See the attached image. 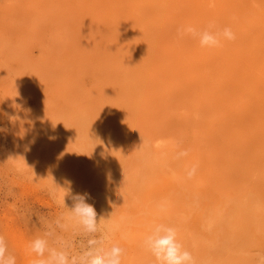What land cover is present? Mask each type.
<instances>
[{
	"label": "rangeland",
	"instance_id": "1",
	"mask_svg": "<svg viewBox=\"0 0 264 264\" xmlns=\"http://www.w3.org/2000/svg\"><path fill=\"white\" fill-rule=\"evenodd\" d=\"M210 22L235 39L178 33ZM68 182L122 264H156L142 247L156 224L195 264H256L264 0H0V235L16 264L67 211L49 193ZM57 232L86 248L82 231Z\"/></svg>",
	"mask_w": 264,
	"mask_h": 264
},
{
	"label": "clouds",
	"instance_id": "2",
	"mask_svg": "<svg viewBox=\"0 0 264 264\" xmlns=\"http://www.w3.org/2000/svg\"><path fill=\"white\" fill-rule=\"evenodd\" d=\"M178 33L190 34L199 40L201 47H219L222 39L234 40L235 34L231 28L217 29L214 22H210L207 28L198 30L188 26L179 29ZM193 166L188 173L189 178L195 175ZM59 187V186H58ZM63 194L58 195L56 190L50 191V195L56 200L59 207L67 211L61 213L53 222L48 224L42 235L35 236L28 243V250L35 254L31 264H122L125 250L118 244L106 247V242L111 240V230L103 228L101 218L97 219V211L93 204L89 203L90 194L74 193L71 182L65 187ZM66 197L72 201L71 207L66 204ZM60 233L82 231L89 236L86 248L80 253L72 251V245ZM142 247L151 253L156 264H195L194 257L177 238L175 227L166 224H156L150 233L142 241ZM0 264H16V257L8 252L4 236L0 235ZM256 264H264V254H257Z\"/></svg>",
	"mask_w": 264,
	"mask_h": 264
},
{
	"label": "bare ground",
	"instance_id": "3",
	"mask_svg": "<svg viewBox=\"0 0 264 264\" xmlns=\"http://www.w3.org/2000/svg\"><path fill=\"white\" fill-rule=\"evenodd\" d=\"M262 6V5H261ZM225 19V18H224ZM233 25H234V23H233ZM237 65V64H236ZM238 67H239V65H238ZM235 81V80H234ZM255 90V89H254ZM233 95V94H232ZM233 99V98H232ZM231 101V100H230ZM247 109H248V107H247ZM239 117V116H238ZM241 117H243V115L241 116ZM234 119V118H233ZM232 119V120H233ZM224 132V131H223ZM228 133V132H227ZM223 134V133H222ZM242 140V139H241Z\"/></svg>",
	"mask_w": 264,
	"mask_h": 264
}]
</instances>
